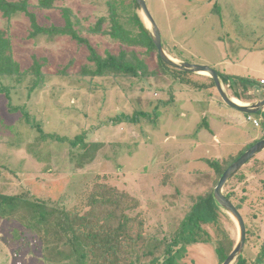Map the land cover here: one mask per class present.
<instances>
[{
  "label": "rangeland",
  "instance_id": "1",
  "mask_svg": "<svg viewBox=\"0 0 264 264\" xmlns=\"http://www.w3.org/2000/svg\"><path fill=\"white\" fill-rule=\"evenodd\" d=\"M8 1L26 8L9 18L0 10V32L11 39L25 73L22 79L0 75V194L39 199L50 210L56 205L83 215L90 209L84 206L90 193L104 188L124 193L125 211L136 226L120 243L113 228L74 223L85 264H156L154 258L168 264L163 247L153 248L150 236H170L193 198L214 191L220 176L210 162L226 167L264 137V110L252 114L255 125L222 100L206 74L182 75L201 88L180 82L177 72L163 71L157 49L113 36V0ZM120 1L113 3L126 31H138L129 20L133 13L147 25L132 0L126 8ZM146 2L168 55L229 75L228 83L222 80L225 89L244 103L264 98V0ZM66 15L82 40L60 31ZM93 51L103 59L112 54L135 66L142 62L145 74L108 69L94 74ZM37 68L43 79L32 90ZM242 78L255 83L245 87ZM120 114H138L137 121L115 123ZM80 134L84 140L73 144ZM224 192L240 205L246 223L244 256L249 264H260L264 150L226 183ZM221 213L220 224L235 246L238 223L224 208ZM33 218L22 204L0 214V264H78V255L67 258L71 246L60 231V214L48 221ZM216 226L207 225L212 242L188 245L177 263L221 264ZM107 242L117 243L110 253ZM150 249L153 254H146Z\"/></svg>",
  "mask_w": 264,
  "mask_h": 264
},
{
  "label": "trees",
  "instance_id": "2",
  "mask_svg": "<svg viewBox=\"0 0 264 264\" xmlns=\"http://www.w3.org/2000/svg\"><path fill=\"white\" fill-rule=\"evenodd\" d=\"M41 1L42 3L49 5L54 0H41ZM117 1L118 0H113L109 2L111 6V12L113 18L112 35L115 37L118 36L120 38H123V41H125L126 43L129 42L137 43L138 45H144L147 47H153L154 49H157L150 37L147 25L145 24L141 15L137 13H133L129 18V20L133 22L134 26L137 27L138 29L137 32L132 33V30H127V31L125 30V27L122 25V23H120V17L117 7L115 6V3H113ZM120 2H121L120 5L123 4V6H125L124 8L128 7V5H131V2L127 0H121ZM132 2L136 8L139 7L136 0H132ZM25 9H26L25 6L24 9L23 6L19 8L17 3L8 0H0V10L7 18H9V16L13 12H16L17 10L25 11ZM31 18L33 22L36 23L35 15H33ZM66 18H67L66 20L67 24L64 27L60 28V31H62L63 33L71 34L72 37L74 38H79V35L76 32L77 30L73 28L72 21L71 18H69V15H66ZM39 28H40L39 26L36 28L37 31H41ZM35 34L37 33L35 32L31 33V35H35ZM122 54L125 56V53ZM92 58L97 65V68L94 71V74L97 75L104 74L105 70L107 69L112 71H124L127 73H131L133 75H138L140 69L143 68L142 62H138V64L135 66L134 64L131 63L122 62L121 60H119L120 58L118 56L112 54H108V56L103 59L97 56L93 51ZM157 58L164 72H166L167 70H173L179 74L180 82L186 83L188 85L190 84L196 88H201V85H198L197 83L193 82L191 79H189V77H185V76L182 77L183 74L185 75L191 74L190 72L178 70L174 67L167 65L160 59L158 54H157ZM140 72L141 73L139 74H143V73L145 74V71H143V69ZM24 73L25 71L21 69L20 63L16 60L14 56L11 39L7 36L5 32H0V75H17L18 78L22 79ZM36 74L38 76H36L34 83L31 85L32 90L34 89V87L38 86L39 80L43 79L42 75L40 74L39 68L36 69ZM220 75L224 83H228V81L231 80V77L229 75H225L223 73H220ZM238 80H240V83H242L245 87L255 83L254 80L249 78H242ZM212 83L215 86L213 80ZM235 97L238 98L237 95ZM138 114L140 115L139 112ZM138 114H134V116L132 117L126 114L116 115V117H114V122L118 123L123 120L135 122L137 121L136 115ZM144 115H148V114L144 113ZM205 125L207 124L205 123ZM83 137L84 136H82L81 134L76 136L73 141V144H76V142L81 139L84 140L85 137L84 138ZM56 138L63 140V138H60L59 136H57ZM64 140H68V139H64ZM255 142H253L251 145H253ZM83 145L86 146L87 144L84 143ZM244 151L245 150H243L235 158H233L226 167H221V164L216 161L210 162V164L213 168H215L216 171H218L219 176H221L224 170L233 161H235ZM238 172H240V170ZM238 172L234 174L232 178L236 176ZM213 192L214 191L212 190L211 192H208L203 195H198L193 198V203L189 206L185 216L180 221L179 226L172 231V234L170 236L169 235H165L163 237H158L156 235L150 236V241L153 244V248L159 249L163 247L164 263L178 264L177 263L178 258L184 255L188 245L196 244V243L212 242L213 241L212 235L208 231L207 225L209 226L217 225L216 230L218 232L219 237L216 239L217 246L215 249L220 257L221 263L227 258L229 253L232 251L234 242L220 224V218L222 215L221 209L223 207H221V205L217 202V200L213 195ZM226 195L229 198L231 196V194H226ZM124 202H127V198L124 193L121 194L115 193L113 189L104 188V190L102 191L101 190L94 191L93 193L89 194V196L87 197V202L84 204V206H89L90 209L85 214L80 215L77 209L68 211L62 207L59 208L56 205H54V207H51L50 210L47 206V203L39 199L33 200V199L25 198L21 195L0 194V214H4L5 212L8 211L10 212L11 210H16L18 206L22 204L29 207L33 211L34 214L33 220L36 219L37 222H40V221H48L49 217L52 216V214L58 212L60 214V221L58 223L60 231H62L63 235L67 236L66 241H68L67 243L71 246V252L67 253V258L75 254L78 255L76 258L78 264H85V258H86L85 248L83 246V242L80 240V238L77 235L78 234L77 229L76 230L74 229V223L77 224V226L75 227L78 228L79 225L83 223L84 225L82 226H88L92 224L94 226L102 225L113 228L115 231H118V236H119L118 241L120 243L121 238L125 237L127 234L130 235V230H132L136 226L134 221L135 218L131 217L130 214L125 211V209H127L128 206L123 205ZM78 220H80L81 222L80 224L78 223ZM33 227H36V225L34 224ZM109 239L110 236L108 240ZM247 241H248V236H247ZM105 245H106L105 246L106 252L110 253L112 250L116 248L117 243L107 242ZM56 251L58 255H63V252L64 253L66 252L59 250ZM153 252L154 251L150 249L148 252H146V254H153ZM159 260H160L159 258H154L153 263L157 264L159 263ZM257 260L258 263L264 264V243L262 244L261 249L258 253ZM132 264H134L133 261ZM234 264H249L247 258L244 256V252L237 258Z\"/></svg>",
  "mask_w": 264,
  "mask_h": 264
},
{
  "label": "water",
  "instance_id": "3",
  "mask_svg": "<svg viewBox=\"0 0 264 264\" xmlns=\"http://www.w3.org/2000/svg\"><path fill=\"white\" fill-rule=\"evenodd\" d=\"M142 15L147 22L150 37L157 48L160 59L167 65L178 70L188 71L192 73L206 72L207 76L212 78L215 88L222 100L230 107L241 111L242 113L252 115L264 110V98L253 103L237 102L224 87L220 72L215 68L206 64H194L183 60H177L165 51L162 43L161 31L147 5L146 0H136ZM204 74V73H203ZM264 150V137L256 141L253 145L248 147L235 161H233L220 176L217 185L215 186L213 195L217 202L227 210L236 219L239 226V239L229 253L227 258L221 264H234L237 258L242 254L245 248L247 239V227L244 217L238 207L224 192V186L250 159Z\"/></svg>",
  "mask_w": 264,
  "mask_h": 264
},
{
  "label": "built area",
  "instance_id": "4",
  "mask_svg": "<svg viewBox=\"0 0 264 264\" xmlns=\"http://www.w3.org/2000/svg\"><path fill=\"white\" fill-rule=\"evenodd\" d=\"M262 83L264 84V79H262ZM248 119L251 120V121H253V123H254L255 125H259L258 120L255 119L252 115H249V116H248Z\"/></svg>",
  "mask_w": 264,
  "mask_h": 264
},
{
  "label": "bare ground",
  "instance_id": "5",
  "mask_svg": "<svg viewBox=\"0 0 264 264\" xmlns=\"http://www.w3.org/2000/svg\"><path fill=\"white\" fill-rule=\"evenodd\" d=\"M202 73H204V74H207L206 72H202ZM237 102H242L243 103V101H241V99H239V98H237V97H233Z\"/></svg>",
  "mask_w": 264,
  "mask_h": 264
},
{
  "label": "crops",
  "instance_id": "6",
  "mask_svg": "<svg viewBox=\"0 0 264 264\" xmlns=\"http://www.w3.org/2000/svg\"><path fill=\"white\" fill-rule=\"evenodd\" d=\"M233 97V96H232Z\"/></svg>",
  "mask_w": 264,
  "mask_h": 264
}]
</instances>
